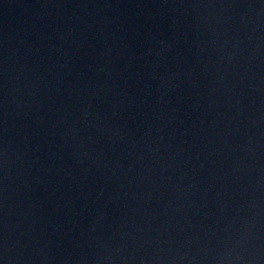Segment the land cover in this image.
I'll return each mask as SVG.
<instances>
[{
	"label": "water",
	"instance_id": "water-1",
	"mask_svg": "<svg viewBox=\"0 0 264 264\" xmlns=\"http://www.w3.org/2000/svg\"><path fill=\"white\" fill-rule=\"evenodd\" d=\"M0 264H264V0H0Z\"/></svg>",
	"mask_w": 264,
	"mask_h": 264
}]
</instances>
